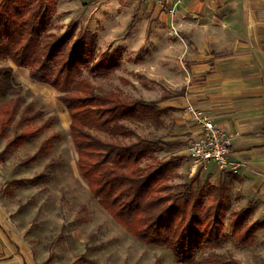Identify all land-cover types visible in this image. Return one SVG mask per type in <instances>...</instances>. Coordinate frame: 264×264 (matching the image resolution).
<instances>
[{
    "label": "rangeland",
    "instance_id": "374dc122",
    "mask_svg": "<svg viewBox=\"0 0 264 264\" xmlns=\"http://www.w3.org/2000/svg\"><path fill=\"white\" fill-rule=\"evenodd\" d=\"M48 1L54 8L50 31L62 33L74 24L95 34L98 51H122L121 66L114 73L92 78L94 92L112 93L128 102L141 100L154 109L106 128L87 123L86 129L95 136L123 143L134 139L130 133L149 139L177 136L172 133L179 113L173 107L160 108L156 104L181 93L178 83L188 68V55L179 36L167 31L158 18H152L153 7L150 9L141 0ZM10 63L0 60V67ZM13 75L23 87L22 100L14 102L17 94L0 96V106L8 103L17 107L6 136L0 137V206L25 238L37 262L182 264L166 248L139 241L93 198L78 168L71 118L57 99L59 93L49 85L32 81L29 75ZM21 116H26L27 121L17 128ZM43 123L46 127L28 136L22 146L4 152L27 124L39 127ZM164 146L167 145L159 148L156 156L167 161ZM34 156L36 159H32ZM189 179L180 174L170 183L181 185ZM241 193L227 195L228 211L223 219L220 246H203L196 258L264 264V203L255 209L251 204L249 222L258 221L262 227L250 245L238 244L230 232V213L241 209L247 200Z\"/></svg>",
    "mask_w": 264,
    "mask_h": 264
},
{
    "label": "trees",
    "instance_id": "16d2710c",
    "mask_svg": "<svg viewBox=\"0 0 264 264\" xmlns=\"http://www.w3.org/2000/svg\"><path fill=\"white\" fill-rule=\"evenodd\" d=\"M53 11L48 0H0V60L27 68L32 81L59 93L57 99L71 118L78 168L93 198L139 241L166 248L182 264H243L235 259L196 258L203 246L221 244L228 211L226 183L214 186L195 174L181 185H172L184 157L167 161L157 157L165 141L130 133L134 139L123 143L86 129L87 123L106 128L154 109L141 100L128 102L112 93H95L92 78L114 73L121 66L122 51H98L95 34L74 24L62 33L50 31ZM22 88L12 67L1 66L0 96L17 94L14 102H21ZM16 114V104L0 106V137L6 136ZM25 121L27 117L21 116L17 128ZM45 127V123L27 124L4 152L22 146L28 136ZM251 215V204L230 213V232L240 245H250L262 227L258 221L249 222Z\"/></svg>",
    "mask_w": 264,
    "mask_h": 264
},
{
    "label": "crops",
    "instance_id": "0c3cea01",
    "mask_svg": "<svg viewBox=\"0 0 264 264\" xmlns=\"http://www.w3.org/2000/svg\"><path fill=\"white\" fill-rule=\"evenodd\" d=\"M141 1L153 7L152 18L185 43L189 61L178 83L181 93L156 104L179 113L172 133L177 136L161 138L168 143L162 148L165 160L183 156L178 172L184 178L198 174L214 186L226 183L228 195L247 196L240 208L259 207L264 203V0H181L174 15L169 11L176 0ZM10 66L15 74L28 76V69ZM189 105L209 115L230 138L228 167L211 161L192 170L187 148L202 129L188 113ZM0 264H39L1 206Z\"/></svg>",
    "mask_w": 264,
    "mask_h": 264
},
{
    "label": "built area",
    "instance_id": "2783aa9c",
    "mask_svg": "<svg viewBox=\"0 0 264 264\" xmlns=\"http://www.w3.org/2000/svg\"><path fill=\"white\" fill-rule=\"evenodd\" d=\"M162 3L170 0H156ZM181 0H176L169 13L175 14V10ZM187 111L192 120L201 127V133L194 136L187 148V155L192 163V170L204 166L208 162H216L222 169L229 166L230 138L213 122V120L201 109L189 105ZM233 173L238 172V167L232 168Z\"/></svg>",
    "mask_w": 264,
    "mask_h": 264
}]
</instances>
